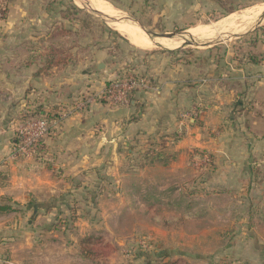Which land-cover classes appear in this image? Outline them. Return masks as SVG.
Returning a JSON list of instances; mask_svg holds the SVG:
<instances>
[{"label":"crops","instance_id":"crops-1","mask_svg":"<svg viewBox=\"0 0 264 264\" xmlns=\"http://www.w3.org/2000/svg\"><path fill=\"white\" fill-rule=\"evenodd\" d=\"M160 1L163 13L176 18L195 10L192 3L197 0ZM206 1L217 14L229 17L239 12L226 15L219 12L214 0ZM254 23H247L237 33L251 29ZM261 37L252 49L224 43L221 49L216 45L193 49L188 57L183 50L146 54L132 43L122 44L124 55H132V59L128 56L131 62L145 60L142 68L152 87L134 92L130 104L120 107H111L103 99L108 83L121 74L119 64L113 61V49L89 46L76 55L75 63L49 73L40 72L43 61L34 64L19 90L18 101L9 113H2L7 121L0 125V202L18 207L21 212L13 215H22L19 220L30 215L50 221L57 210L65 208L76 217L75 223L89 225L101 221L97 219L99 209L108 201L115 220L122 213L123 199L140 189L135 180L143 176L142 170L162 166L129 171L130 161H138V156L148 151L164 152L170 159L164 170L172 173L194 161L195 152H206L204 156L211 155L214 166L202 192L210 198L231 200L227 216L234 214L229 211L236 203V221L253 225L250 230L243 228L242 234L254 240L253 253L239 251L237 256L243 264H264ZM249 52L260 55V62H250ZM37 107H43L40 115L53 112L62 119L51 124L46 149L39 157L15 158L11 134L22 124L18 116ZM134 202L140 205L138 200ZM69 256L73 260L75 252L70 251Z\"/></svg>","mask_w":264,"mask_h":264},{"label":"rangeland","instance_id":"rangeland-1","mask_svg":"<svg viewBox=\"0 0 264 264\" xmlns=\"http://www.w3.org/2000/svg\"><path fill=\"white\" fill-rule=\"evenodd\" d=\"M105 1L121 13V23L133 26L141 24L148 32L156 35L175 34L171 38H152L139 28L155 44L150 49L136 47L141 53L163 55L169 51L183 50L184 56L188 57L192 55L188 51L193 49L203 50L210 45L221 49L224 43L240 49H252L255 46H249L245 41L249 37H257L259 41L264 36V20H256L255 26L241 33L201 37L204 30L227 18L223 13L217 14L212 10L206 0H197L192 3L197 10L190 9L191 13L187 16L176 18L163 13V2L160 0ZM213 2L221 8L219 12H226L230 8L241 12L264 4V0H230L222 3V6L215 0ZM73 5L91 15L90 33L94 34L93 38H86L90 33L82 31L75 24L65 22L68 27L78 29L76 35L63 38L68 45L75 41L80 45L73 53H81L84 48L104 43L105 47H110L115 53L113 61L120 66L119 77L136 69L137 76L145 79L149 85L144 90L151 89L148 75L142 68L145 60L133 63L132 55H124L122 44L132 45L131 42L117 31L113 23L91 11L88 0H8L1 8V11H6L7 19L0 20L1 126L7 121V118L4 121L2 113H9L11 106L18 101L19 90L30 74V68L43 61L44 49L48 45L47 37L63 21L61 12ZM102 21L120 37L108 32L104 34ZM249 31L246 36H234ZM181 38H189V41L182 39L178 43ZM165 42L176 44L170 43L169 47H165ZM11 137L16 139V130ZM169 151L173 153L174 149ZM138 158V161L134 160L135 168L142 164L141 154ZM208 161L209 154L204 156L203 153L202 159L190 160L184 168H178L172 173L164 170L163 166H156L154 170H142L143 176L135 180L140 189L123 199L125 202L119 208L122 213L115 220L110 214L114 209L108 201L104 208L99 209L97 219L101 218V221H94L89 225L75 223L73 219L76 217L65 208L61 212L57 210L50 221H40L30 215L19 220L22 215H13V212L21 211L14 206L11 212L0 215L6 216L0 218V264H243L237 256L239 251L253 253L254 247V240L242 234L243 228L250 230L253 225L239 224L236 221L239 217L236 203L233 202V208L229 211L234 214L227 216L226 210L231 206V200L210 198L202 192V184L207 182L209 169L212 168L206 164ZM131 164L130 161L128 168ZM157 171L159 172L154 173ZM131 182L134 181L128 180L127 183ZM188 193L192 195L187 197ZM109 194L105 193L106 196ZM192 196L195 200L194 206L190 208L188 205L193 203ZM134 199L138 200L139 206L134 204ZM70 216L71 219L68 220ZM31 219L33 223L28 222ZM48 229L54 233L50 234ZM70 251L75 252L73 260L70 259Z\"/></svg>","mask_w":264,"mask_h":264},{"label":"trees","instance_id":"trees-1","mask_svg":"<svg viewBox=\"0 0 264 264\" xmlns=\"http://www.w3.org/2000/svg\"><path fill=\"white\" fill-rule=\"evenodd\" d=\"M218 3L221 4L230 0H215ZM232 4L233 1H231ZM238 11V9H234V8H230L228 9L225 14H233L234 12ZM84 14V17H81V15ZM62 15V23L60 25H56V27L54 28V30L51 31V33L48 35L47 39V47L44 49V59H43V67L41 68L40 72H44V73H49L54 69L57 70H62L65 67L69 66L70 64H73L76 62V55L78 54H74L73 50L76 48H79L80 45H78V43H73L72 45H68L67 42L63 41V38L67 37V36H73L76 35V33L78 32V29L76 30V28L74 27H68V25H65V22H68L69 24H75V26H79L80 28H82V31L90 33L91 31V15L85 11L84 9H80L77 6L73 5L67 9H65V11L61 12ZM6 11H1L0 13V20H6ZM101 28L102 31L104 32H108L110 34H116V32L113 31V29H111L107 23L103 22L101 23ZM96 29H98V27L96 26ZM118 34V33H117ZM116 34V35H117ZM264 34V33H263ZM92 33H90V35H86L87 37H91L93 38ZM118 37H120V35H117ZM253 37H249L245 42L246 44H248L250 46V44H252V46H256L258 43V39L257 37H255L254 39H252ZM103 41V40H102ZM97 46H103L104 48L110 49V47H105L104 43H98V44H94ZM91 45V46H94ZM82 50V49H80ZM79 50V51H80ZM85 50V49H83ZM193 50L188 51V53H192ZM247 56L250 58V62L252 63H259L260 62V55L255 54L253 52H249L247 53ZM134 93L131 94V97ZM132 100V98H131ZM43 107H37L35 110L32 109H26V112L19 115V120L22 123H26L29 122L31 120H34L37 117L40 116H44V115H40V112H42ZM53 112H49V114L46 116L47 117V121L49 123V128L47 130V134L45 135L44 138L40 139L38 142L35 143V145L31 148V151L33 153V157L37 158L40 156V154H42L45 149V138L47 137V135L51 132L52 130V123L53 122H60V120L62 119V117L57 113V114H52ZM20 140L18 139V137H16L15 139V145H19ZM203 153L206 152H195V158L198 159H202L203 158ZM198 156V157H197ZM142 164L140 166H138L139 168H135L134 163L132 162L131 167L127 168L129 171H132V169H144L145 166H153L154 164H159L162 165L164 167L167 166V164L170 162L169 158H166L165 153L164 152H145L142 155ZM209 166H214L213 163V159L212 156L209 155V161L206 163ZM136 166V167H137ZM190 195H192V193H188L189 197ZM192 200L193 203H190L188 206L190 208H192L194 206V197L192 196ZM13 210L12 206H9L8 204H4L0 202V215H3L5 213H9Z\"/></svg>","mask_w":264,"mask_h":264},{"label":"built area","instance_id":"built-area-1","mask_svg":"<svg viewBox=\"0 0 264 264\" xmlns=\"http://www.w3.org/2000/svg\"><path fill=\"white\" fill-rule=\"evenodd\" d=\"M8 0H0V11ZM136 69L129 70L128 73L117 77L111 81L103 93V99L111 107H120L129 105L131 94L148 89L145 79L139 78ZM49 123L46 116H40L26 123H22L17 129V137L20 140L19 145H15L13 156L15 158H29L33 156L31 148L40 139L47 134Z\"/></svg>","mask_w":264,"mask_h":264},{"label":"bare ground","instance_id":"bare-ground-1","mask_svg":"<svg viewBox=\"0 0 264 264\" xmlns=\"http://www.w3.org/2000/svg\"><path fill=\"white\" fill-rule=\"evenodd\" d=\"M88 3H89L88 7L100 11L105 15L120 21L119 23H114L115 28L136 47H139L141 49H150L155 46V44L151 43V40L148 39L139 30L140 28L139 26L137 25L133 26V24L130 23H121L122 21L119 20L122 17L121 13L118 12V10L114 6H112L109 2L105 0H88ZM263 11H264V4L255 5L248 8L247 10L237 12L223 19V21L214 24L211 27L204 30L201 34V37H211L217 34L220 35V34L236 33L237 31L247 27L249 22H254L257 18H259L260 15L263 13ZM189 38L178 39V43L180 40L182 41V39L189 41ZM165 43H167L166 46L164 45L165 47H169L170 45L168 44L170 43L176 44L174 42H165Z\"/></svg>","mask_w":264,"mask_h":264},{"label":"water","instance_id":"water-1","mask_svg":"<svg viewBox=\"0 0 264 264\" xmlns=\"http://www.w3.org/2000/svg\"><path fill=\"white\" fill-rule=\"evenodd\" d=\"M79 1H82V0H79ZM90 10L91 11H93V12H95V13H97V14H100L103 18H105V19H107L108 21H110L111 23H119L120 21H118V20H116V19H113V18H111V17H109V16H107V15H105L104 13H102V12H100V11H97V10H95V9H92V8H90ZM261 20H264V12L262 13V15H261V17H260V21ZM259 21V22H260ZM259 24V23H258ZM137 26H139L143 31H145L146 32V34L149 36V37H152V38H171V37H173L175 34H171V35H156V34H152L151 32H148L141 24H137ZM250 33V31L249 32H245V33H243V34H240V35H234V36H236V37H241V36H246V35H248Z\"/></svg>","mask_w":264,"mask_h":264}]
</instances>
